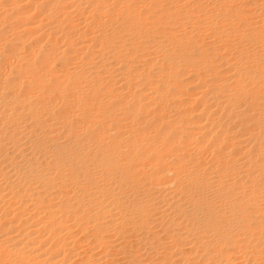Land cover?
Masks as SVG:
<instances>
[{"label":"bare ground","instance_id":"1","mask_svg":"<svg viewBox=\"0 0 264 264\" xmlns=\"http://www.w3.org/2000/svg\"><path fill=\"white\" fill-rule=\"evenodd\" d=\"M0 264H264V0H0Z\"/></svg>","mask_w":264,"mask_h":264}]
</instances>
